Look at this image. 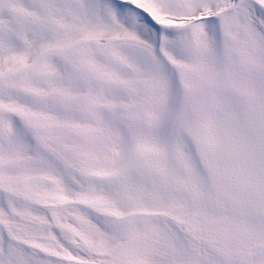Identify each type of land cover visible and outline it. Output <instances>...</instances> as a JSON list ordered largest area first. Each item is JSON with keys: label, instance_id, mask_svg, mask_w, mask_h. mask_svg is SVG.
Listing matches in <instances>:
<instances>
[{"label": "snow or ice", "instance_id": "obj_1", "mask_svg": "<svg viewBox=\"0 0 264 264\" xmlns=\"http://www.w3.org/2000/svg\"><path fill=\"white\" fill-rule=\"evenodd\" d=\"M0 264H264V0H0Z\"/></svg>", "mask_w": 264, "mask_h": 264}]
</instances>
